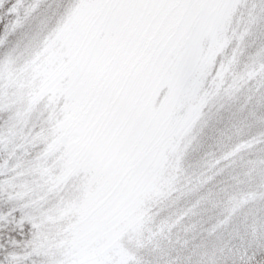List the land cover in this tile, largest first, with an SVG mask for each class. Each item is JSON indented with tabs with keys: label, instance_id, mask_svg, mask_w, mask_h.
<instances>
[{
	"label": "snow or ice",
	"instance_id": "1",
	"mask_svg": "<svg viewBox=\"0 0 264 264\" xmlns=\"http://www.w3.org/2000/svg\"><path fill=\"white\" fill-rule=\"evenodd\" d=\"M0 264H264V0H0Z\"/></svg>",
	"mask_w": 264,
	"mask_h": 264
}]
</instances>
